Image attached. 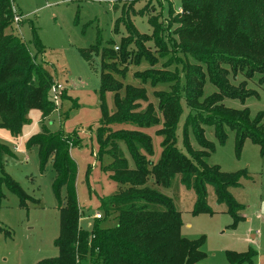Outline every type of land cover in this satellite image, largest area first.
Segmentation results:
<instances>
[{"label":"trees","instance_id":"16d2710c","mask_svg":"<svg viewBox=\"0 0 264 264\" xmlns=\"http://www.w3.org/2000/svg\"><path fill=\"white\" fill-rule=\"evenodd\" d=\"M180 9L181 15L175 17L178 19H173L172 8L169 15V25L178 26L177 42L157 37L163 26L153 17L148 20L151 36L135 38L136 28L128 15L116 22V34L123 27L129 36L126 40L121 39L117 50L111 45L102 46L99 40L90 50L82 52L89 62L92 54L100 57L99 94L103 120L98 129L99 152L96 156L111 158L105 170L119 185L115 194L101 200L100 209L105 217L98 213L101 218H95L90 231L80 226L75 189L77 168L70 156L73 147L68 148L70 141L60 134H49L45 128L31 139L30 145L39 148L41 167L44 168L48 160L53 162L56 174L53 190L61 210L60 233L54 242L59 255L39 264H201L205 259L204 239L189 240L181 235V213L173 198L166 194L178 179L195 195L192 215L215 213L208 203L209 189H213L216 203L225 206L224 212L234 223L243 220L240 212L244 206L230 189L239 188L240 180L248 174L244 171L227 174L203 160L215 150L205 137V128L213 129L220 144L227 140L226 129L234 132L237 154L249 139L264 155V115L258 114L251 120L248 109L237 111L222 104L224 98L244 101L254 94L252 91L247 94L236 92L237 88L230 83V75L241 74L247 79L257 76L264 86V0H182ZM14 16L12 0H0V129L18 136L31 109L37 108L44 114L53 111L50 95L55 81L35 60L44 51L38 29L32 27L36 50L33 59L17 33ZM148 42H153L159 59L166 60V66H181L184 79L182 84L176 71L178 81L176 77L167 76L152 80V86L177 82L169 87L170 91L155 93L157 109L150 103L142 109L141 103L149 100L146 89L124 85L116 76L125 77L126 72L119 65L128 60H133V64L145 60L151 67L159 62L143 48L142 45ZM189 58L199 65L189 62ZM206 78L217 93L202 100ZM108 92L114 94L116 110L113 114L105 106ZM182 102L190 109L183 128L187 153L177 146ZM209 106H212V114H204ZM161 121L162 128L156 133L163 138L162 151L160 158L153 161L150 159L152 138L142 130ZM120 125L129 129H120ZM190 135L200 151L192 148ZM2 172L0 185L4 184L25 206L30 197L4 170ZM63 187L67 191L65 200L60 195ZM110 217L115 218L117 224L101 227V221ZM254 255L253 250L246 254L229 252L228 260L230 264H243Z\"/></svg>","mask_w":264,"mask_h":264},{"label":"rangeland","instance_id":"374dc122","mask_svg":"<svg viewBox=\"0 0 264 264\" xmlns=\"http://www.w3.org/2000/svg\"><path fill=\"white\" fill-rule=\"evenodd\" d=\"M132 1H12L16 14L21 15L19 25L14 24L18 35L28 46L34 59L36 50L32 27L38 29L44 51L36 56L35 60L44 66L63 90L59 93V104H54L52 112L44 114L37 108L29 111L27 122L18 136H12L7 129H0V177L4 170L31 199L25 206L21 205L15 194L4 184L0 185V264H39L59 255L54 242L60 233L61 210L53 190L56 176L53 162L48 160L42 168L39 148L30 145L31 139L42 133L44 128L51 135L60 134L68 139V148L73 146L70 156L77 168L75 189L81 216L80 226L90 231L95 222V215L100 213L105 217L104 211L100 209L101 200L115 194L119 185L105 170L111 158L103 156L100 159L96 156L99 152L98 129L103 120L99 94L100 57L92 54L89 62L82 52L90 50L99 40L104 47L111 45L112 48H117L121 39L124 37L126 40L129 36L123 27L120 33L116 34V22L128 15L136 28L135 38L151 36L152 28L148 20L153 17L163 26L157 37L177 42L178 26L169 25L170 9L175 12L174 20L178 19L176 16L181 15L182 0H141L136 4ZM141 13L144 15H140ZM142 46L152 57L155 55L159 62L151 67L145 60L139 64L128 60L122 66L119 65L121 70H125V77L122 79L121 75L116 76L124 85L146 89L149 100L145 104L141 103L142 109L149 103L157 109L158 99L155 93L170 91L169 87L177 82L152 86V80L167 76L172 79L176 77L178 81L179 72L178 75L184 84L183 74L180 71L181 66L169 67L164 63L166 60L159 59L153 42ZM188 61L199 65L191 58ZM176 67H179V70ZM229 78L231 85L237 88L236 92L247 94L252 91L254 94L244 101L238 98H224L222 104L237 111L248 109L251 120L258 114L264 115V86L259 83V77L247 79L239 74L236 77L230 75ZM203 91L202 100L217 93V89L207 78ZM121 95H124V91H121ZM105 106L110 114L115 113L113 93H106ZM209 107L204 114H212V106ZM189 111L182 102V114L176 132L178 149L186 153L183 128ZM159 114L157 112V115ZM159 116L161 117V114ZM122 126L119 128L129 129L128 126ZM160 128L162 121L142 130L152 138L153 154L150 159L153 161H157L161 156L163 138L156 133ZM226 133V142L220 144L213 129L205 128V137L214 145L215 150L209 158L203 160L210 166L220 167L221 171L227 174L247 172L248 177L240 180V187L230 189L235 199L244 206L240 212L243 220L234 223L233 218L224 212L225 206L216 203L213 189H209L208 198L209 205L215 211L212 215L191 214L195 195L192 191H187L179 183V179L174 181L172 189L166 194L173 198L181 213V235L189 240L201 237L204 239L202 251L205 259L201 264H230L229 252L246 254L251 250L255 251L256 255L250 256L249 261L243 264H264V155L261 154L260 147L249 139L245 140L240 153L237 154L234 132L226 129ZM190 143L194 150H201L192 135ZM122 149L133 166L124 145ZM60 195L61 199L65 200V187L61 189ZM116 224L117 220L112 217L101 221V227L104 228Z\"/></svg>","mask_w":264,"mask_h":264},{"label":"built area","instance_id":"2783aa9c","mask_svg":"<svg viewBox=\"0 0 264 264\" xmlns=\"http://www.w3.org/2000/svg\"><path fill=\"white\" fill-rule=\"evenodd\" d=\"M13 1V0H12ZM13 10L15 12V16H14V24L16 26L19 25V22L21 21V17L16 14V9H15V6L13 5ZM180 12H181V9H180ZM118 48H116L117 50ZM56 84V83H55ZM63 90V88L61 87L60 84H56V85H53L52 88H51V101L55 104V105H58L59 104V96H60V92ZM95 218L96 219H100L101 218V215L97 214L95 215Z\"/></svg>","mask_w":264,"mask_h":264},{"label":"crops","instance_id":"0c3cea01","mask_svg":"<svg viewBox=\"0 0 264 264\" xmlns=\"http://www.w3.org/2000/svg\"><path fill=\"white\" fill-rule=\"evenodd\" d=\"M20 29V28H19Z\"/></svg>","mask_w":264,"mask_h":264}]
</instances>
